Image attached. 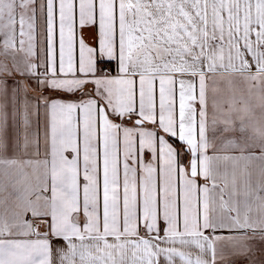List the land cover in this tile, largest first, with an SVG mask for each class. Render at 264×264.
I'll use <instances>...</instances> for the list:
<instances>
[{
	"label": "snow or ice",
	"instance_id": "6c2138e0",
	"mask_svg": "<svg viewBox=\"0 0 264 264\" xmlns=\"http://www.w3.org/2000/svg\"><path fill=\"white\" fill-rule=\"evenodd\" d=\"M0 264H264V0H0Z\"/></svg>",
	"mask_w": 264,
	"mask_h": 264
},
{
	"label": "crops",
	"instance_id": "0c3cea01",
	"mask_svg": "<svg viewBox=\"0 0 264 264\" xmlns=\"http://www.w3.org/2000/svg\"><path fill=\"white\" fill-rule=\"evenodd\" d=\"M258 258H259V256H258Z\"/></svg>",
	"mask_w": 264,
	"mask_h": 264
}]
</instances>
